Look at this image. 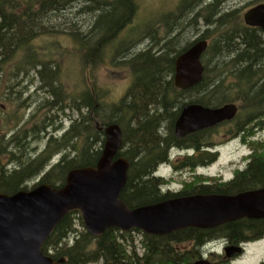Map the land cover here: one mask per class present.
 Returning a JSON list of instances; mask_svg holds the SVG:
<instances>
[{
  "label": "trees",
  "instance_id": "trees-1",
  "mask_svg": "<svg viewBox=\"0 0 264 264\" xmlns=\"http://www.w3.org/2000/svg\"><path fill=\"white\" fill-rule=\"evenodd\" d=\"M76 1L80 0H0V84L3 82L1 80L3 76L10 72L15 82L21 77L30 78V72H34V76L40 81L43 80L48 87L57 84L59 71L56 63L52 59L40 58L42 54L39 50H34L32 42L38 37L47 36L49 28L45 24L48 20L47 15L65 9ZM229 1L179 0L180 14L194 12L195 24L202 21L208 27L214 28L213 44L202 58L205 73L201 84L188 91L177 90L173 82L175 59L194 43L207 40L208 37L203 36L180 50H176L179 38L177 35L169 39L155 37L156 42L147 50L129 58L125 63L134 80L125 100L129 122L124 123V118L113 117L107 121L101 120L96 114L98 112L95 94L86 90L85 147L75 160L56 167L45 180L53 181L52 185L57 181L64 183L65 171L95 166L105 143L104 134L99 127L118 124L124 131L122 147L124 152L119 153V156L126 158L130 163L128 182L121 192V200L131 209L147 206L174 197L162 195L158 188L159 184L151 178L157 165L168 161L170 147L184 148L193 145L197 149L214 147V144L207 145L202 138L204 134L213 132V128L202 131L201 134L194 133V137L189 136L186 139L175 137L174 122L179 115V107L198 104L217 108L226 104H238V116L230 128L232 137L240 136L247 140L264 130V33L258 28L246 27L242 17L238 15V10L225 11ZM261 3H264V0H255L253 4ZM107 6L111 9L103 12L97 23L98 29L104 33L101 40L92 44L93 39L90 36H85L81 40L80 33L73 34L76 41L80 39L81 45L83 43L86 46L87 61H92L104 41L119 35L138 12V0H113ZM168 27L166 35L177 29H173V25ZM98 29L95 28V31ZM156 32L152 30L151 34L155 36ZM155 48L157 49L154 52ZM211 52L214 58L219 59L212 69ZM224 52L228 57H225ZM29 55H35L32 57L36 60L30 61L26 58ZM44 79L56 81L51 84ZM15 82L8 85V90L14 92V86L19 84ZM210 86L212 88H208ZM200 92L202 96L197 95ZM187 96L191 100L182 103ZM177 105L180 106L176 107ZM95 122H98L99 127L95 126ZM99 145L102 146L101 149ZM262 145L261 149L255 148L257 145L254 146L246 169L242 172L237 171L241 178L236 181L244 191L264 188V143ZM58 147L59 145L55 144L52 156L57 154ZM19 149L23 156L22 153L12 154L11 161L24 160L25 164L29 163L28 165L33 167L35 162L24 155L25 148L14 147L12 153ZM207 156L210 161L217 158L216 154ZM202 158L194 157V169ZM188 165L191 166V161ZM25 174L20 171L5 173L4 193L13 195L25 190L21 188L24 185ZM76 217L84 228L82 232L76 229ZM249 226L253 233L252 237L246 240L257 241L263 238L264 227L255 230V223L246 222L247 229ZM116 232L120 231L109 229L102 237L94 238L85 230L80 213L72 211L56 226L43 244L42 251L57 262L64 260V263L60 264H99L100 261L101 264H149L148 256H138L135 252L128 255L126 249L119 243ZM135 232L142 234L145 241L149 240L153 245H159V242L155 241L158 237L143 234L140 230ZM72 236L74 240L70 245ZM152 239L154 241H151ZM150 256L151 264H162L159 253L153 252Z\"/></svg>",
  "mask_w": 264,
  "mask_h": 264
},
{
  "label": "rangeland",
  "instance_id": "rangeland-1",
  "mask_svg": "<svg viewBox=\"0 0 264 264\" xmlns=\"http://www.w3.org/2000/svg\"><path fill=\"white\" fill-rule=\"evenodd\" d=\"M112 1L80 0L72 3L65 9L52 12L46 16L48 20L45 24L49 27L47 28V36L38 37L32 42V45L34 50L36 49L41 52L42 55L40 58L52 59L56 63L59 71L57 84H53L56 80L44 79L45 82H51L53 84L52 88L48 87L42 82L43 80L40 81L34 76V72H30V78H27L29 80H22L25 77L17 79L18 81L16 80L19 84L17 83L18 85L14 86V92H12L8 90V85H12L15 80H13V74L11 72L6 73L1 79L3 82L0 84V135H7L8 137L12 135L14 136V140L16 137L15 128L19 125L18 123L22 120L29 119L38 104L44 105L40 107L45 108L41 110V116L47 113L54 115V110L47 107L48 102H52V96L47 92L58 91L59 88L61 89L62 95H71L74 93L76 98H78L80 90L84 91L85 97L88 90L93 91L97 100L96 109L98 113L96 114L101 120L107 121L111 117L124 118V123H127L128 114H126L127 108L125 100L134 81L132 72L125 64L129 58L147 50L151 44L156 42L155 37L169 39L173 35H177L179 38L176 50H180L194 43L203 36L208 37L207 41L210 47L213 44V38L215 36L214 28L208 27L202 21L195 24L194 12L180 14L178 9L179 0H138V12L133 20L130 21V24L119 35L104 41L95 58L92 61H87V48L83 43L81 45L80 39L76 41L74 35L75 33H80L81 40L85 36H90L93 39L92 44L101 40L104 37V33L101 32V29H98V19L104 14L103 12L111 9L107 5ZM254 2L255 0H230L225 6V11L238 10V15L242 17L243 23L245 24L244 14L251 8L259 5L253 4ZM171 25H173V29H177L172 34L168 33L166 35V31L169 29L168 26ZM245 26L248 27L246 24ZM95 28L98 30L95 31ZM152 30L157 31L155 36L151 34ZM225 55V57H228V54L225 53ZM32 56L29 55L26 58H29L30 61H35L36 58L33 59ZM210 56V67L212 69L214 64L219 62V59L214 58L212 52ZM20 61L17 60V62ZM208 88H212V86ZM28 95L32 97L28 102V105H31V107L27 106V101L24 100ZM197 95L202 96V92ZM65 97L67 98L68 96ZM190 100L191 98L187 96L182 103H188ZM236 106L239 107L238 104ZM63 123L66 128L71 125V122L67 120ZM97 125L99 126L98 122H95L96 127ZM33 127L29 128L28 131L31 132ZM227 129L228 126L222 125L214 129L213 132L204 134L202 138L206 141L205 143H218L222 141V137L226 134ZM254 136V139L245 146H241L238 140L225 143L219 149L220 154L216 162L210 168L203 169V171L199 169L198 173H205L209 176L221 174L226 179L231 178L238 170L239 165L249 160L255 145H257L255 148H262V143H264V130L257 132ZM37 144H40V148H43L45 145L43 142L40 143V141ZM35 146L36 144H33V146L28 148V152L32 153V148ZM98 147L100 149L102 148L101 145ZM23 148L26 149V152L27 146L24 147L23 145ZM13 149L14 146L11 147V145L3 144L0 138V158L7 166L13 158L12 154L17 155L22 153L20 150L12 153ZM59 150L60 147H58L57 152ZM171 154L173 159L178 157L176 152H172ZM61 156L62 154H56L53 158L54 163L59 161ZM158 173L168 178L173 176L175 170L171 165L161 166ZM171 180L169 179L167 182L171 185L172 189L181 188L180 175ZM30 182H34L33 179ZM75 219L77 231L82 232L84 228L81 226L80 221L77 220V217ZM116 236L119 237V243L126 249L128 255L134 252L138 256L143 255V244L145 240L142 234L136 232H116ZM73 240L74 238H71L70 245L73 243ZM261 259H264V238L247 245L244 256L234 264H258Z\"/></svg>",
  "mask_w": 264,
  "mask_h": 264
},
{
  "label": "water",
  "instance_id": "water-1",
  "mask_svg": "<svg viewBox=\"0 0 264 264\" xmlns=\"http://www.w3.org/2000/svg\"><path fill=\"white\" fill-rule=\"evenodd\" d=\"M250 28L264 32V3L244 14ZM207 40L194 43L177 56L174 86L188 91L202 83V57ZM4 108V107H3ZM238 114L236 104L217 108L186 105L175 125L178 137L230 122ZM105 144L95 166L71 170L59 188L40 185L31 191L0 194V264H60L46 256L42 246L56 226L72 211L80 212L85 229L99 238L109 229L165 236L178 230L214 228L242 218L264 219V188L236 196H194L131 209L121 200L128 182L130 163L117 158L123 145L118 124L104 129Z\"/></svg>",
  "mask_w": 264,
  "mask_h": 264
},
{
  "label": "flooded vegetation",
  "instance_id": "flooded-vegetation-1",
  "mask_svg": "<svg viewBox=\"0 0 264 264\" xmlns=\"http://www.w3.org/2000/svg\"><path fill=\"white\" fill-rule=\"evenodd\" d=\"M22 80L27 81L29 79L23 78ZM60 90L61 89L59 88L58 91L55 90L52 92V102H48L47 106L54 110V115L47 113L44 114V116H41V110L45 108H41L44 105L38 104L34 112L31 113L29 119L22 120L20 123H18L19 125L15 128L16 137L14 140V136L12 135V137L0 135L3 144L11 145V147L14 146L15 148H22L23 145L24 147L27 146V151L24 153V155H26L28 159H31L35 162L33 167H31L28 165L29 163L25 164L24 160H21L20 162L11 161L8 165L10 167H8L0 158V194H4L5 190V181L3 175H5V173H12L14 171L26 173L24 176L26 177L24 185L21 188H24L27 191L33 190L43 184L50 185L53 188H59L64 184L57 181L56 183H53L54 185H52L53 181H46L45 178L48 176V174L52 173L56 167L61 166V164H64L68 161L71 162L72 160H75L80 152L83 151L86 142L84 133L86 97L84 91L81 90L78 93V98H76L74 93L71 95H62ZM65 96L68 97L66 98ZM31 98L32 97L28 95L24 99L27 101V106H29L28 102ZM178 106L180 105H177L176 107ZM29 107H31V105ZM184 107H179L180 109L178 108L179 115L174 122V133L175 137L178 139H186L189 136L194 137L193 133L181 138L178 137L175 132L176 122L180 117ZM237 116L234 120L222 123L213 128L216 129L222 125L228 126L226 134H224L222 137V141L218 143L209 142L207 144H214L213 148L201 147L197 149L194 148V145L186 146L184 148H178L176 146L170 147L168 154L172 148H177L183 151L182 155L178 156L176 159H173L174 161L170 164L175 170L173 176L167 178L165 176L159 175V166L151 175V178L155 179L159 184L158 188L162 195H172L174 196L173 199H178L194 196H236L242 193L250 192V190L244 191L242 188L240 189L238 181H236V179L240 177L237 171L242 172L245 170L249 160L245 161V165V162H242L239 165L238 170L229 179L224 178L221 174L209 176L205 173H198L199 169H202L203 171V169L210 168L216 162L220 154L219 149L225 143H229L230 141L240 138V136L232 137L231 131H229V128L233 127V124L236 122ZM128 118L127 123L129 122ZM65 120L71 122V125H69L67 128L63 123ZM31 127H33V129L31 132H29L28 130ZM104 128L105 127H99V130L103 134ZM122 132L124 138L123 129ZM201 132L202 131L196 133L201 134ZM166 134L168 135L169 133L166 131ZM254 137L255 136H251V139H254ZM39 141L40 143L43 142L45 144L43 148H40V144H37ZM33 144H36V146L32 148V153L28 152V148L33 146ZM55 144L59 145L60 147L57 155L62 154L59 161L56 163H54V156H52L54 153ZM192 144H194V142H192ZM121 152H124V150L121 149L119 153ZM119 153L117 158H124L119 156ZM208 154H216V160L210 161V158L207 156ZM194 157H203L198 161L199 165L195 169ZM124 159L127 160L126 158ZM190 161L191 166L188 165ZM71 170L73 169L65 171L64 180H66V177ZM179 175L181 177V188L172 189L171 185L168 184L167 181L169 179L172 181L171 179H174ZM31 179H33L34 182L31 183ZM246 222H250L252 224L255 223V230H259V228L264 227V219L242 218L214 228L202 229L190 227L175 231L165 236L150 235L158 237V239H155V241H158L159 245H153V243H150L149 240L145 241L143 244L144 253L142 256H148V260L150 261L149 264L152 263L150 255L153 252L160 254L162 264H234L244 256L247 245L260 241L264 238L263 236V238L257 241L246 240L248 237H252L253 233V229H251L250 226L248 229L246 228ZM234 228L237 230L234 231ZM132 232H135V230ZM151 241L154 240L152 239ZM100 263H102V261H100ZM258 264H264V259H261Z\"/></svg>",
  "mask_w": 264,
  "mask_h": 264
},
{
  "label": "bare ground",
  "instance_id": "bare-ground-1",
  "mask_svg": "<svg viewBox=\"0 0 264 264\" xmlns=\"http://www.w3.org/2000/svg\"><path fill=\"white\" fill-rule=\"evenodd\" d=\"M155 52V51H154ZM138 54H141V52L140 53H138ZM138 54H135L134 56H136V55H138ZM133 57V56H132ZM131 57V58H132ZM52 88V87H51ZM51 92H53V91H51ZM51 92H47L49 95H51L52 96V93ZM236 140H238L239 142H240V145L241 146H245L247 143H249L252 139H247V140H243L242 138H237ZM235 141V140H234ZM165 162V161H164ZM164 162H161V163H159L158 165H157V167L158 166H160V165H162ZM67 163H70V161H68ZM71 238H74V236H72Z\"/></svg>",
  "mask_w": 264,
  "mask_h": 264
}]
</instances>
